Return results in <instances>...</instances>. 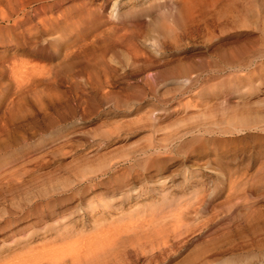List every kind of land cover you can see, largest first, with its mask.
I'll return each instance as SVG.
<instances>
[{"label": "rangeland", "instance_id": "obj_1", "mask_svg": "<svg viewBox=\"0 0 264 264\" xmlns=\"http://www.w3.org/2000/svg\"><path fill=\"white\" fill-rule=\"evenodd\" d=\"M18 1L0 0V262L30 250L56 264L54 250L66 264H264V119H234L264 107V0H232L221 19L228 0L199 6L175 44L127 17L129 0H90L125 38L77 83L24 40L29 24L14 28L60 0ZM18 67L51 69L38 87L62 93L35 97ZM137 217L142 228L119 234Z\"/></svg>", "mask_w": 264, "mask_h": 264}, {"label": "bare ground", "instance_id": "obj_2", "mask_svg": "<svg viewBox=\"0 0 264 264\" xmlns=\"http://www.w3.org/2000/svg\"><path fill=\"white\" fill-rule=\"evenodd\" d=\"M21 1L19 0L16 3L18 5H20V7H18L19 11L23 10L25 12L26 8L23 6L24 4ZM148 1H150V0H147V2L144 0H129V3H128L129 9L126 11L125 14L127 15V17L128 16H130V17H143V16L149 17L151 19L152 26H155L157 29L163 30L165 32V34L167 35V36L166 35L165 36L167 38H169V40L174 44L183 41L186 38V36L188 35L189 31L190 30L192 31V29L194 27L193 24L195 22V10L197 8H199V6H202V7L208 6V9L213 8L214 10H216L220 4V0H176L178 3L177 5H179V6H177V11H178L177 13L178 14L176 16H174L175 17L174 18L171 15L170 10L167 9L169 7L168 0H159V3H157L158 1L155 3H148ZM170 1H172V0H170ZM116 5L117 4L115 2L112 14H114V12L117 11ZM235 5L236 4H234L232 0H228L226 5H225L226 10L219 11L218 18L219 19L223 18L224 14L226 12H228L229 10H230L229 12H233L234 9H236ZM170 7H172V6H170ZM152 10H155V11H153V13H152ZM19 11H18V13H19ZM34 11H35V13L27 11L25 13L26 17L23 20L22 19L16 20L15 27H14L15 31H16V29L23 27L25 24H29V26H27L26 31H25L26 36H24V40H32L33 38L39 39L40 42H42L41 44L43 45V49H45L48 53H51L55 58H57V59L61 58V62L59 63V69L57 68L56 72L58 74H60L62 77H64L65 79L74 81V83H77L79 81L78 78L81 75L86 74V73L91 74L95 71V69L99 65L98 61H96V58L98 56H100L102 58L107 52L110 51L111 47H115V45H120L124 42L123 39L125 37L122 35L116 36L114 34L115 30L112 27L107 26V23L104 20L103 14L100 12V9L94 7L90 0H60L58 3H55L54 5H51V6L42 5L39 8L35 9ZM152 15H153V17H152ZM37 18H38V21L36 22ZM169 21L173 22V24H171ZM196 28L194 27V29H196ZM199 28L201 29L200 26H199ZM18 35H21V33H19ZM91 36L93 37V39L90 40L89 43H87L86 41H88V40H86V39H90L88 37H91ZM115 37H117V38H115ZM153 42L155 44V48L159 49L160 44L154 40H153ZM29 46H31V44ZM99 50H101L102 52L99 53L98 52ZM145 55L146 54L144 53V56ZM145 57H147V56H145ZM135 65L138 66L137 64H135ZM19 66H21V65H19ZM102 66H104V65H102ZM54 67H56V66H54ZM49 70H51V69H49ZM49 70H47L48 72L45 73V72H41V70H39L37 67H32L26 73L25 72L22 73V67H18V70H17L18 76L14 75V77H19L20 73H22V74L25 73L27 75V78L29 79V82L31 80V82L33 84L32 89H29L31 91V94H33L35 97H37L39 99H42L47 94L49 95L50 93H60L61 92L58 89H55V91L48 89V91H47V89H45V88H39L38 87L39 84H47L48 85L51 83L50 81H51L52 73L49 72ZM15 74H17V73H15ZM80 78L82 79V77H80ZM15 80L17 81V78ZM52 80H55V79H52ZM82 83H83V81H82ZM77 86H79V85H77ZM36 101H37V99H36ZM262 108L263 109L257 108L253 112L250 110H248V111L245 110L244 112L238 113V115H236V117H234V119L235 118L239 119L242 122H247V121L258 122V121L264 119V111H263L264 107H262ZM234 115H235V113H234ZM132 184H134V183H132ZM138 203H140V202H138ZM111 216H113V215H111ZM137 216H140V215L137 214ZM133 218H134V216H133ZM133 218H131V220ZM112 219L114 220V222L112 221L111 223H115V218H112ZM123 219H125V218H121V220H123ZM138 219L139 218L137 217V222L132 223V224H130V222L127 224L121 223L122 226L120 228H118L119 234H121V232L129 231L130 229H136L137 230L139 228H142V221H138ZM110 225L111 224H109V226ZM109 226H107V227H109ZM111 228L112 227L107 228V229L111 230ZM103 230L105 231L106 229L102 228L99 231L100 233L102 231L101 237H102V234L104 233ZM109 232L110 231L108 230V233ZM86 235H85V237H86ZM105 235H107V234L105 233ZM111 235L114 236L115 233L111 234ZM111 235H109V236H111ZM117 235L118 234H116V236ZM88 236H92V235H88ZM94 236H96V235H94ZM109 236H108V238L106 237V239H105V240H107V244H108L109 239L111 238V237L109 238ZM129 236H131V235H129ZM68 237H70V236H68ZM81 237L76 238V236H75L74 237L75 242L77 239H78V241L80 239H82ZM98 237H100V236H98ZM113 238L114 237H112L111 239H113ZM117 238H114V240L115 239L117 240ZM65 239H67V238L65 237ZM68 239L70 240L69 242L71 243L72 239H70V238H68ZM85 240H88V239H85ZM99 240L100 239H98V241ZM119 240H117V242H120ZM100 241H102V240H100ZM84 242H86V241H84ZM96 243H90V244L93 245ZM99 243L101 244V242H99ZM78 244H80V242ZM100 244L97 243V245H95V247L100 245ZM113 244H115V243H113ZM74 245H76V244H74ZM68 246H70V245H68ZM68 246H66V247H68ZM77 247H79V246L77 245ZM106 247H108V246H106ZM85 248H87V246ZM34 249H36V248H34ZM44 249L47 250V248H44ZM64 249H66V251H67L70 248L69 249L64 248ZM81 249H83V248H81ZM100 249H101V247H100ZM61 250L63 251V249H61ZM90 250H89V252H93V251L96 252V250H93V249H90ZM103 250L104 249H102V251ZM28 251L25 252V253H28V255H17V256L14 255V256L8 258L7 260L2 259L3 261H1L0 264H38L41 261L42 256L40 258L30 256L31 251L30 250H28ZM48 251H50V250H48ZM52 251L54 253H56L54 250H52ZM69 251H73V250H69ZM86 251H87V249L85 250V253L87 254L88 251L87 252ZM36 252H37V250H36ZM41 252L44 253V251H41ZM53 252H49V253H53ZM59 252L60 251H58V254H59ZM95 252H94V254H95ZM99 252H97V253H99ZM74 253L75 254H73V255H71L72 253H70V255H71L70 258L72 261H77V259L81 257L80 253L78 251L74 252ZM53 254H48V255H51V257L53 258L54 256H56L55 254H54V256H52ZM62 255H60V257ZM70 255H68V256H70ZM60 257L56 260H53L52 258H50V261L52 260L56 264H66L68 258H65V257L60 258ZM47 260H49V259H47ZM42 262H43V260H42ZM69 263H72V262L70 261Z\"/></svg>", "mask_w": 264, "mask_h": 264}]
</instances>
